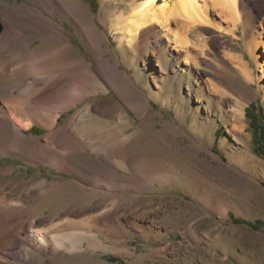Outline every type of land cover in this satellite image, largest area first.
<instances>
[{"label":"rangeland","instance_id":"obj_1","mask_svg":"<svg viewBox=\"0 0 264 264\" xmlns=\"http://www.w3.org/2000/svg\"><path fill=\"white\" fill-rule=\"evenodd\" d=\"M210 1L211 22L197 23L199 29L188 32L184 47H176L165 37L168 53L177 56L179 71L188 70L182 82L165 81L175 75L174 70L157 49L162 66L156 65L152 46L145 52L138 45L136 52L126 44L118 48L121 29L112 24L118 15L115 11L125 6L123 0H83L87 17L107 37L102 43L105 52L99 56L100 50L90 46L84 28L79 30V24L55 16L77 53L99 75L102 87L98 85L96 93L78 106L62 111L53 130L35 123L27 131L45 143L53 133L48 139L54 141L47 154L51 162L0 152L3 180L14 182L6 188L0 183V210L8 204L20 209L21 217L13 220L17 229L37 219L50 229L60 224L63 232L82 233L93 228L110 249L93 250L85 242L83 249H61L60 263L47 249L41 254L47 264H264V155L259 151L264 144L258 134L264 126V0H242L240 21L233 10L223 11L219 3L212 6L217 0ZM7 2L20 5L30 0ZM3 8L0 4V36L13 25L1 12ZM28 40L33 46L41 42L34 36ZM21 46L7 50L15 62L13 67L29 61L20 55ZM98 57L120 66L126 74L123 77L134 87L138 85L150 111L112 105L115 100L122 101L105 83L108 79L102 77L105 68ZM131 60L135 65H129ZM243 65L250 79L240 74ZM181 88L183 95L191 90L186 100L179 94ZM238 103L243 106V121L235 123L229 111ZM248 111L259 118L257 130ZM79 112L84 118L76 133L73 119ZM202 121L204 137L199 135ZM118 126L122 137L137 130L139 137L126 139L128 147L106 143L104 134ZM80 137L89 139L91 146L79 147ZM59 152L68 156L66 161ZM233 218L260 220L262 229ZM8 226L0 220V257L23 264L22 254L27 252L19 250L22 242L18 240L16 251L3 246Z\"/></svg>","mask_w":264,"mask_h":264},{"label":"bare ground","instance_id":"obj_2","mask_svg":"<svg viewBox=\"0 0 264 264\" xmlns=\"http://www.w3.org/2000/svg\"><path fill=\"white\" fill-rule=\"evenodd\" d=\"M211 1L213 2V0ZM241 1L217 0L212 6H218L219 3L223 11L225 9L233 10L235 19L240 21L238 12ZM123 2L125 6L115 11L118 12L116 13L118 15L115 14V23H111L112 27L121 29L118 48L126 44L132 52H136L138 45L140 51L142 49L145 52L149 46H152V56L155 57L156 65L162 66L158 52L164 53L167 64L171 65L174 70L175 75L166 77L165 81L171 83L176 79H181L180 82H182L188 74V70L182 68L179 71L176 66L177 56L168 53V45H165L164 41L169 38L174 41L176 47H184L185 40L189 39L188 32L195 28L199 29L198 24L211 22L209 0H123ZM0 4L5 7L1 12L5 17L7 15L13 24L0 36V152L4 155L24 154L29 159L37 157L39 161L51 162L52 157L48 161L47 154L54 141L51 142L48 139L54 137L53 133L48 136L45 143L42 137L31 136L27 134V131L35 123L53 130L57 126L62 111L78 106L89 94L96 93L97 89L95 90V88L98 85L102 87L99 75L93 70V66L77 53L70 37L65 35V28L55 16L58 15L75 26L79 24V30H81L80 26L84 28L83 30H86L90 40V46L94 47L96 52L100 50L97 56L105 52L102 43L107 42V37L105 32L99 30L97 23L89 16L87 17L88 11L83 0H30V2L20 5L0 0ZM31 29L34 30L29 34L28 31ZM80 35H82V31H80ZM31 36L41 38V42L37 46H33L32 42L28 40ZM19 45H22L20 55L27 61L29 58V61L26 64H20L24 60L20 63L18 61L16 64L20 65L13 67L15 62L13 63L12 55H8L7 50H12ZM98 61L102 68H105V76L102 75L103 78L107 77L108 79V82L104 80L105 83L110 85L121 98L122 102L115 100L113 106L123 108L127 105L135 110H141V108L145 111L151 110V105L141 99L138 85L134 84V87L128 78L123 77L126 74L118 64H112L109 62L110 59L105 60L99 57ZM128 63L130 66L135 65L134 60ZM138 63L141 64L139 61ZM137 67L139 68V66ZM140 70L139 72H141ZM239 70L243 78H251L246 66L243 65ZM139 72L138 75L141 74ZM152 79L155 80V77ZM148 84H151V81H148ZM182 88L179 94L186 100L191 90L187 95H183ZM242 107V104L238 103L229 111L232 122L234 120H236L235 123L243 121ZM80 112L73 119L76 133L81 131V121L84 118ZM96 121L99 123L97 119ZM201 124L199 135L204 137V121ZM139 133L140 131L137 130L130 137L125 138L122 137V130L118 126V129L112 133L106 132L104 136L108 144L117 143L120 147H128L125 140L134 136L135 138L139 137ZM83 139V137L79 138V147L81 148L91 143L89 139ZM59 155L63 162L66 161L65 159L68 157L66 154L59 152ZM10 171L12 168L8 172L10 173ZM4 176L0 172V183L5 188L6 186L12 187L14 182L3 180ZM21 186L23 185H19V187ZM41 186H44V182L41 183ZM12 205L8 204L7 209L4 206L5 210H3L4 207L0 210V220L9 224L2 238L3 246L6 248L5 250L12 248L16 251L18 240L22 242L19 250L27 252V254H22L25 258L23 264L28 261L47 264V259L41 255L42 251L47 249L54 253V261L58 263L63 254L62 252L58 255L61 249H83L85 242L93 250L108 251L110 249L104 247L103 242L93 232V228L91 231L82 230V233L63 232L60 224H57L54 229H50V227L43 226L44 220L37 219L30 220L28 223L24 222L22 227L17 229L13 220L16 216L21 217L22 214L20 209ZM9 210L14 211V214L7 215L6 211ZM86 224L90 223L86 222ZM0 251L2 250L0 249ZM0 264L12 263H9L3 255L0 257Z\"/></svg>","mask_w":264,"mask_h":264},{"label":"trees","instance_id":"obj_3","mask_svg":"<svg viewBox=\"0 0 264 264\" xmlns=\"http://www.w3.org/2000/svg\"><path fill=\"white\" fill-rule=\"evenodd\" d=\"M251 107H253L252 109H255V111H256L257 108L255 107L254 104H252ZM247 114H248L249 118L252 120L253 126H255L256 130H257V127H258L257 125H258L259 118L254 113L252 114L251 111L250 112L248 111ZM259 130H260L258 132L259 137H260V139L263 140V144H264V126H263V124H262V126L259 127ZM259 151L261 152V154L264 155V148L262 150H259ZM233 220L237 221L239 223H247V224L251 225V227L256 229V230H261L262 229V221H260V220L256 221V222H248L246 220L235 219V218H233ZM109 259L112 260V261H116L117 260L115 257H112V256H110Z\"/></svg>","mask_w":264,"mask_h":264},{"label":"water","instance_id":"obj_4","mask_svg":"<svg viewBox=\"0 0 264 264\" xmlns=\"http://www.w3.org/2000/svg\"><path fill=\"white\" fill-rule=\"evenodd\" d=\"M3 31V25L2 23L0 22V33Z\"/></svg>","mask_w":264,"mask_h":264}]
</instances>
